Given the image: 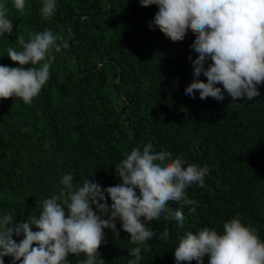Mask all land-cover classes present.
<instances>
[{
    "label": "trees",
    "instance_id": "trees-1",
    "mask_svg": "<svg viewBox=\"0 0 264 264\" xmlns=\"http://www.w3.org/2000/svg\"><path fill=\"white\" fill-rule=\"evenodd\" d=\"M7 7L13 32L0 36V65L18 66L5 49L19 50V35L27 41L30 33L50 29L67 47L53 52L49 79L31 104L0 98V215L14 212L16 221L38 215L42 201L59 194L64 174H72L76 187L86 179L115 186V167L131 148L151 141L189 164L207 166L208 173L203 187L185 189L195 205L169 202L182 212V226L163 217L148 222L168 239L147 237L150 247H142L138 264H174L173 249L183 233L204 227L222 232L236 215L264 240V83L251 101L231 103L227 94L223 101L202 100L198 92L190 98L184 89L193 80L195 32L189 28L173 40L150 30L156 5L56 0L48 19L40 14L42 0H25L23 13L11 0ZM199 79L206 81L203 74ZM104 232L107 243L99 246L98 258L127 264L136 243L131 233ZM85 258L67 257L70 264ZM10 259L5 256V264ZM203 260L207 264V254Z\"/></svg>",
    "mask_w": 264,
    "mask_h": 264
},
{
    "label": "clouds",
    "instance_id": "clouds-1",
    "mask_svg": "<svg viewBox=\"0 0 264 264\" xmlns=\"http://www.w3.org/2000/svg\"><path fill=\"white\" fill-rule=\"evenodd\" d=\"M139 5L157 6L150 30L173 40L183 38L189 28L195 32L190 42L197 53L191 61L193 80L184 89L190 98L198 92L202 100L223 101L227 94L233 103L259 95L258 86L264 83V0H139ZM11 6L23 13L25 0H11ZM55 8L56 0H42L40 14L48 19ZM10 15L7 0H0V36L13 32ZM17 43L19 50L7 47L5 52L18 66L0 65V98L18 97L27 105L49 79L53 52L67 44L50 29L30 33L27 41L19 35ZM201 74L206 81L199 79ZM207 173V166L189 164L170 147L155 148L149 141L131 148L115 167V186L102 188L86 179L76 187L72 174H64L59 194L45 198L38 215L20 221L14 212L0 215V264L5 256L11 258L9 264H70L68 255L81 253L86 258L80 264H104L97 255L107 243L104 229L117 237L120 229L131 233L136 243L128 250L134 255L127 264H138L142 247H150L147 237L168 239L167 232L157 234L148 222L163 217L182 226V212L169 202L195 205L185 189L203 187ZM206 254L207 264H264V240L236 215L223 223L222 232L204 227L183 233L173 249L174 264H204Z\"/></svg>",
    "mask_w": 264,
    "mask_h": 264
}]
</instances>
